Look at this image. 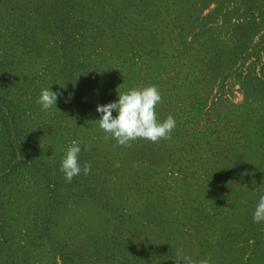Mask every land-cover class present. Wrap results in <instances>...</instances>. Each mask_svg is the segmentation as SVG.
Returning <instances> with one entry per match:
<instances>
[{
    "label": "trees",
    "instance_id": "trees-1",
    "mask_svg": "<svg viewBox=\"0 0 264 264\" xmlns=\"http://www.w3.org/2000/svg\"><path fill=\"white\" fill-rule=\"evenodd\" d=\"M147 86L171 138L119 146L97 106ZM261 195L264 0H0V264H264Z\"/></svg>",
    "mask_w": 264,
    "mask_h": 264
},
{
    "label": "clouds",
    "instance_id": "clouds-1",
    "mask_svg": "<svg viewBox=\"0 0 264 264\" xmlns=\"http://www.w3.org/2000/svg\"><path fill=\"white\" fill-rule=\"evenodd\" d=\"M57 99V92L45 88L42 89L37 102L42 105L44 110H50L56 106ZM161 102L162 94L156 86L133 88L124 93L119 92L117 101L97 106V112L102 114L99 126L108 136L116 140L119 146L130 147L133 141L140 139L154 143L162 139H170L171 133L176 127V121L171 115L164 121L158 119L156 108ZM114 110L118 112V115L113 116ZM84 150H88L87 146ZM80 152V143L73 140L60 165V171L64 173L66 182L70 183L74 177L81 173L88 175L91 171L90 163L86 162L81 167ZM253 222H264V195L259 197L253 214ZM176 264H194V261L187 255L178 256ZM201 264H207V261H202Z\"/></svg>",
    "mask_w": 264,
    "mask_h": 264
},
{
    "label": "rangeland",
    "instance_id": "rangeland-1",
    "mask_svg": "<svg viewBox=\"0 0 264 264\" xmlns=\"http://www.w3.org/2000/svg\"><path fill=\"white\" fill-rule=\"evenodd\" d=\"M224 94H225V96H227L228 98H230L231 100H233L235 102H239V101L242 100V93H241V91L239 89V85H238V83H236L235 81H233L232 78L231 79H228L226 81V84H225V87H224ZM154 242H156V241L154 240ZM160 252L162 254L161 255L160 254H157V256L155 258H157L159 260H164V258L167 257V252L164 251V250H162ZM147 257H148L149 263H151L153 261L150 254L148 256V255H146V253H144L142 255V258H141L143 260L144 264H149L147 262Z\"/></svg>",
    "mask_w": 264,
    "mask_h": 264
}]
</instances>
